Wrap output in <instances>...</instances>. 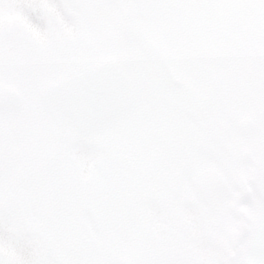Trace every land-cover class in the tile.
Instances as JSON below:
<instances>
[{
  "label": "snow or ice",
  "instance_id": "6c2138e0",
  "mask_svg": "<svg viewBox=\"0 0 264 264\" xmlns=\"http://www.w3.org/2000/svg\"><path fill=\"white\" fill-rule=\"evenodd\" d=\"M0 264H264V0H0Z\"/></svg>",
  "mask_w": 264,
  "mask_h": 264
}]
</instances>
